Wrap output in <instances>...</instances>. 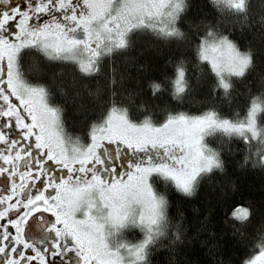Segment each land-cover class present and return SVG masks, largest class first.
I'll use <instances>...</instances> for the list:
<instances>
[{
	"label": "snow or ice",
	"instance_id": "obj_1",
	"mask_svg": "<svg viewBox=\"0 0 264 264\" xmlns=\"http://www.w3.org/2000/svg\"><path fill=\"white\" fill-rule=\"evenodd\" d=\"M227 2L246 8L245 0ZM185 7L184 0H0V264H158L161 249L168 264H264V208L258 233L239 234L248 255L225 261L212 211L189 232L167 194L174 184L194 195L207 174L224 170L215 132L238 136L243 163L264 167V96L242 120L215 109L140 120L114 102L97 114L81 101L74 109L81 138L66 126L68 90L35 71L39 61H55L99 72L104 53L126 46L138 28L183 36ZM194 40L211 64L203 65L210 92L227 93L253 61L211 27ZM186 76L178 67L175 93H185ZM255 215L235 198L224 208V220L241 225Z\"/></svg>",
	"mask_w": 264,
	"mask_h": 264
},
{
	"label": "trees",
	"instance_id": "obj_2",
	"mask_svg": "<svg viewBox=\"0 0 264 264\" xmlns=\"http://www.w3.org/2000/svg\"><path fill=\"white\" fill-rule=\"evenodd\" d=\"M186 5L181 25L184 35H167L145 28L132 32L128 45L106 55L100 71L84 74L71 62L39 61L35 71L68 90L66 126L72 137H83L85 128L74 113L82 101L94 113L104 112L114 102L118 107L143 120L160 119L170 113L200 114L215 109L229 118H244L252 102L260 103L264 96V0H247L246 8H225L216 0H184ZM211 27L218 34L228 35L253 61L244 77H234L233 87L210 92L213 81L203 76V65L195 46L194 35ZM199 61V63H197ZM186 69L188 87L183 95L174 91L177 68ZM214 75V73H213ZM161 85L156 88L155 85ZM260 109L258 112V116ZM225 161L224 170L207 174L194 195H184L170 184L167 194L171 211L185 214L189 232L198 225L201 212L212 211L213 228L220 242L225 261L247 256L249 248L237 242L241 231L257 234L264 208V167L260 163H243L244 143L238 136L215 133L211 138ZM235 198L256 210L251 223L241 225L224 220V208ZM200 211H197V210ZM167 243V241H165ZM198 244V242H197ZM186 247H193L186 244ZM211 259V257H209ZM158 264H168L165 249L156 255Z\"/></svg>",
	"mask_w": 264,
	"mask_h": 264
},
{
	"label": "rangeland",
	"instance_id": "obj_3",
	"mask_svg": "<svg viewBox=\"0 0 264 264\" xmlns=\"http://www.w3.org/2000/svg\"><path fill=\"white\" fill-rule=\"evenodd\" d=\"M217 2H219L220 4H222V5H224L225 6V8H227L228 6H229V4H228V2H227V0H216ZM246 1L247 0H245V3H246ZM229 7H231L232 9H236L235 7H232V6H229ZM165 23H167V21L165 20ZM141 29H145V28H138V29H136V30H134V31H137V30H141ZM149 29H152V30H155V31H158V32H160V33H162V34H165L163 31H161V30H157V29H153V28H149ZM133 31V32H134ZM131 34L132 33H130L129 34V36H128V41H129V38H130V36H131ZM127 45H128V43H127ZM126 45V46H127ZM126 46H118V47H113L112 48V51L111 52H113V51H115V50H117V49H122V48H124V47H126ZM111 52H106V53H104V55L101 57V60L106 56V55H108V54H110ZM208 63H209V65L211 66V64H210V61H207ZM92 74V73H91ZM89 75V74H88ZM214 75H215V73H214ZM120 110H123V108H121V107H118ZM258 112H259V108L257 109V114H258ZM183 113H186V112H183ZM187 114H189V113H187ZM231 119H234V120H242V119H244V118H231ZM215 133H218V132H215ZM215 133H213L212 135H211V137L215 134ZM219 133H222V132H219ZM222 134H224V133H222ZM224 135H226V134H224ZM210 137V138H211ZM172 185H174V184H172ZM175 186V185H174ZM179 191V190H178ZM181 192V191H180ZM182 194H184V195H187V194H185V193H183V192H181Z\"/></svg>",
	"mask_w": 264,
	"mask_h": 264
}]
</instances>
